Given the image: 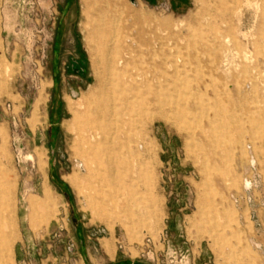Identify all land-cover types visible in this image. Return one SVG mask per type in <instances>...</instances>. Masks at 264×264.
<instances>
[{"label": "rangeland", "instance_id": "374dc122", "mask_svg": "<svg viewBox=\"0 0 264 264\" xmlns=\"http://www.w3.org/2000/svg\"><path fill=\"white\" fill-rule=\"evenodd\" d=\"M131 1L0 0V264H264V0Z\"/></svg>", "mask_w": 264, "mask_h": 264}, {"label": "bare ground", "instance_id": "6f19581e", "mask_svg": "<svg viewBox=\"0 0 264 264\" xmlns=\"http://www.w3.org/2000/svg\"><path fill=\"white\" fill-rule=\"evenodd\" d=\"M233 13H236V10L233 11ZM239 21L240 20L236 21L237 23L234 29L232 24L222 21L226 27L222 32L219 33V41L225 45L226 49L222 51V60L215 64V69L224 73L228 70V54H231L233 58L238 60V63L233 67L234 70L237 71L236 77H230L229 81L225 82L222 91H227V93L230 94L235 101H240L242 103L241 106L237 107V112L241 113L242 109H245L244 111L248 110L246 106L243 105L244 103H247L248 100L244 97V94L248 95V91L253 94L259 86L264 87V38L260 35L261 32H264V25H258L259 27L257 34L256 36L253 35V37L251 36L252 34L249 35L250 33L241 30L243 23H240ZM181 24L182 21H178L173 27L177 28ZM253 26L254 22L249 27L252 29ZM249 36L251 37L250 41L247 39ZM252 54H254V58L252 57ZM106 61L108 64H110L109 60ZM122 63V61L117 62V64ZM145 77L146 75L144 76L140 73L135 75L136 80H145ZM227 110L229 111L230 115H232L234 112L233 109L225 108L222 110L216 106L214 113L215 119L221 117V114ZM247 112L249 113V111ZM260 112V109H254L250 113L256 115L258 119L264 120V116H262ZM214 121L218 122V124L220 123L218 120ZM249 162L250 165H254L253 159L250 158ZM254 184H256V182L250 183L247 179H245L243 182H241V189L242 191L246 189L248 190L250 187L252 189ZM251 244L254 247L256 246L253 242ZM1 248L2 245H0V253Z\"/></svg>", "mask_w": 264, "mask_h": 264}, {"label": "crops", "instance_id": "0c3cea01", "mask_svg": "<svg viewBox=\"0 0 264 264\" xmlns=\"http://www.w3.org/2000/svg\"><path fill=\"white\" fill-rule=\"evenodd\" d=\"M83 66H84L83 61H81V62H79V63L77 62L75 65H72L71 70H72V71L79 72V71L83 70ZM73 93H74V92H73ZM105 248H106V251H107L109 257H112V253H113V248H112V246H111L110 244H106V245H105Z\"/></svg>", "mask_w": 264, "mask_h": 264}, {"label": "flooded vegetation", "instance_id": "af4514ba", "mask_svg": "<svg viewBox=\"0 0 264 264\" xmlns=\"http://www.w3.org/2000/svg\"><path fill=\"white\" fill-rule=\"evenodd\" d=\"M76 64V63H75ZM75 64H72V65H75ZM72 65H71V67H72Z\"/></svg>", "mask_w": 264, "mask_h": 264}, {"label": "water", "instance_id": "95a60500", "mask_svg": "<svg viewBox=\"0 0 264 264\" xmlns=\"http://www.w3.org/2000/svg\"><path fill=\"white\" fill-rule=\"evenodd\" d=\"M134 1L132 0L131 3H133Z\"/></svg>", "mask_w": 264, "mask_h": 264}]
</instances>
